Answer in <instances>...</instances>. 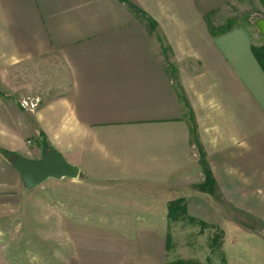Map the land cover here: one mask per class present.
Returning a JSON list of instances; mask_svg holds the SVG:
<instances>
[{"label": "crops", "instance_id": "0c3cea01", "mask_svg": "<svg viewBox=\"0 0 264 264\" xmlns=\"http://www.w3.org/2000/svg\"><path fill=\"white\" fill-rule=\"evenodd\" d=\"M237 1L0 0V174L21 183L4 152L52 150L85 181L185 192L206 225L264 229V16L216 35L206 22ZM44 61L68 88L29 121L23 68ZM67 223L61 264L165 263V228ZM0 264L17 263L0 249Z\"/></svg>", "mask_w": 264, "mask_h": 264}, {"label": "rangeland", "instance_id": "374dc122", "mask_svg": "<svg viewBox=\"0 0 264 264\" xmlns=\"http://www.w3.org/2000/svg\"><path fill=\"white\" fill-rule=\"evenodd\" d=\"M222 10L207 20L215 30L234 22L261 23L264 0H239ZM257 40L259 44V36ZM23 70L25 81L34 86L26 98L51 100L68 88L58 63L44 61ZM23 110L32 120V111ZM25 143L33 144L32 140ZM186 196L168 188L90 182L80 176L48 179L27 191L22 183L12 184L0 174V249L12 263L61 264L70 251L64 228L72 221L129 235L144 228H165L169 239H165L164 264H264V229L242 218L228 225H206L189 214ZM169 209L182 218L170 222Z\"/></svg>", "mask_w": 264, "mask_h": 264}, {"label": "water", "instance_id": "95a60500", "mask_svg": "<svg viewBox=\"0 0 264 264\" xmlns=\"http://www.w3.org/2000/svg\"><path fill=\"white\" fill-rule=\"evenodd\" d=\"M18 173L23 187L27 191L41 185L48 179H76L79 177L77 168L68 164L55 151H45L41 158L32 161L13 156L9 163Z\"/></svg>", "mask_w": 264, "mask_h": 264}, {"label": "trees", "instance_id": "16d2710c", "mask_svg": "<svg viewBox=\"0 0 264 264\" xmlns=\"http://www.w3.org/2000/svg\"><path fill=\"white\" fill-rule=\"evenodd\" d=\"M210 16V15H209ZM206 17V19L208 20V17ZM207 22V21H206ZM208 23V22H207ZM230 26H227V28L225 29H221V30H213L211 28H209V31L211 33V35H216V34H220V33H223L226 29H228ZM252 53H253V56L256 60V62L258 63L259 67L261 68L262 71H264V46H258V47H253L252 49ZM2 156L4 157V159L10 163V159L12 156H15L13 154H10V153H2ZM184 212H182L181 214H183ZM168 217H169V221L170 222H176L177 220H180L182 218L179 217L178 215H172V213L170 212V209H169V214H168ZM192 224V223H191ZM166 241L169 239L168 236L165 238Z\"/></svg>", "mask_w": 264, "mask_h": 264}, {"label": "built area", "instance_id": "2783aa9c", "mask_svg": "<svg viewBox=\"0 0 264 264\" xmlns=\"http://www.w3.org/2000/svg\"><path fill=\"white\" fill-rule=\"evenodd\" d=\"M36 106L37 100H31L27 98L21 102V107L29 111H32Z\"/></svg>", "mask_w": 264, "mask_h": 264}]
</instances>
